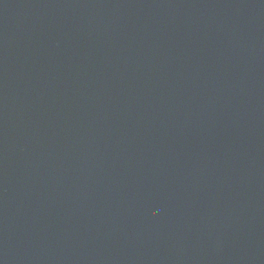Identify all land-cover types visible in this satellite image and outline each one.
<instances>
[{
  "label": "water",
  "instance_id": "95a60500",
  "mask_svg": "<svg viewBox=\"0 0 264 264\" xmlns=\"http://www.w3.org/2000/svg\"><path fill=\"white\" fill-rule=\"evenodd\" d=\"M0 264H264V0H0Z\"/></svg>",
  "mask_w": 264,
  "mask_h": 264
}]
</instances>
